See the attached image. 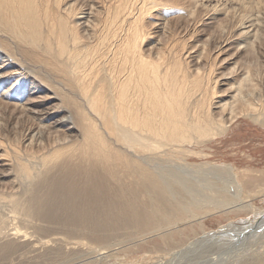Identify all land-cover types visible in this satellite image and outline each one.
Returning a JSON list of instances; mask_svg holds the SVG:
<instances>
[{"label":"bare ground","instance_id":"1","mask_svg":"<svg viewBox=\"0 0 264 264\" xmlns=\"http://www.w3.org/2000/svg\"><path fill=\"white\" fill-rule=\"evenodd\" d=\"M263 23L264 0H0V85L46 89L0 100V264H97L151 236L188 258L206 215L246 211L260 179L186 160L241 119L264 127Z\"/></svg>","mask_w":264,"mask_h":264},{"label":"rangeland","instance_id":"2","mask_svg":"<svg viewBox=\"0 0 264 264\" xmlns=\"http://www.w3.org/2000/svg\"><path fill=\"white\" fill-rule=\"evenodd\" d=\"M71 1L79 2L80 0ZM205 21L207 22L206 18ZM263 25L264 23L260 27V31L263 33L262 37L264 36ZM198 28V34L196 32L192 38H189L190 40L187 38L186 41H184L186 47L196 39L202 40L205 34L211 30L209 24H201ZM150 32L153 33V36H151L149 40V43L152 45L154 43L152 40L155 39L157 35L154 33L153 29H150ZM191 39L193 40L191 41ZM195 53H190V56H194ZM231 53H233V49L229 48L227 52H223L220 57L217 56V64L220 62L221 58L226 56L229 59L226 58L227 61L224 63L222 62V65L225 66L226 70L230 68L237 59V55ZM192 57L187 58V64L189 66L193 65V62L190 60ZM40 71L45 72L41 69ZM223 72L225 73V71ZM14 80L15 78L6 79L0 85V100L4 101L6 108L11 109L14 103H26V99L29 101L36 96L41 97L45 95L46 89L44 85L39 84L38 81L35 80L29 82V80L32 81L30 78H23V81H20L19 86H17L18 88L13 86L8 89L10 86L9 84ZM220 82L222 83L224 80L222 79ZM221 83L217 82L216 84L219 93L227 86ZM35 84L41 86V88L36 91L37 93L33 87ZM3 89L8 90L10 94L14 95L18 90H20V93L16 94L14 98H6L5 95H1ZM55 102L54 100L49 102V104L53 105ZM29 103L32 105L33 102ZM7 113H9V110L6 109L4 115L1 117L2 120H8ZM12 120L13 119H9L8 121ZM204 152L206 154L202 156L190 155L186 162L203 165H205V163L226 164L235 168L238 179L246 174V177L250 180L256 178L262 181V192L256 193L255 190H246V192H248L246 194L249 197L245 199L246 202L244 203L250 205H248L249 207L246 211L240 210L236 212L234 216L230 217L219 216L215 213L206 215L201 223L204 229L203 231L197 229L199 234L196 236L197 239H202V237L207 239L205 240L206 243L202 246L196 245L199 251L196 249L194 252H189L191 255L188 258H181L183 254L177 249L165 252L166 246L161 243L159 237L151 236L126 245L112 247L113 249L107 253V257L101 260L103 263L98 262L97 264H228L233 261V259H246L248 257H257L260 255V257L264 259V235L261 236L264 233V127H260L253 121L241 119L230 126L227 134L212 140L205 148ZM208 176L211 177L210 175ZM199 182L201 183V181ZM252 188L256 189L255 186ZM256 190H258V188ZM257 223L258 225H256ZM183 242L184 244H188V241L186 242L184 240ZM61 255L63 256V254ZM61 255H59V258L55 257L52 259L49 257H42V259L35 262V264L70 263V261L67 260V258H69L68 256L62 257ZM81 262L83 263L85 260L80 261L78 264H82Z\"/></svg>","mask_w":264,"mask_h":264}]
</instances>
